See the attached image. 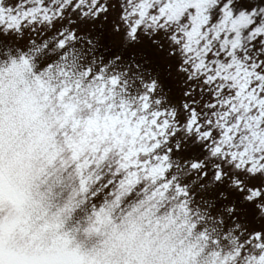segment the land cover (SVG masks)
<instances>
[{"label": "snow or ice", "instance_id": "1", "mask_svg": "<svg viewBox=\"0 0 264 264\" xmlns=\"http://www.w3.org/2000/svg\"><path fill=\"white\" fill-rule=\"evenodd\" d=\"M5 125L0 264H264V0H0Z\"/></svg>", "mask_w": 264, "mask_h": 264}, {"label": "clouds", "instance_id": "2", "mask_svg": "<svg viewBox=\"0 0 264 264\" xmlns=\"http://www.w3.org/2000/svg\"><path fill=\"white\" fill-rule=\"evenodd\" d=\"M29 117L35 119L36 114H26V121ZM33 132L34 138L33 134L29 133L24 142L18 138L16 128L9 129L5 125L3 135L0 136V208L8 210L0 224H3L6 231L25 222L31 207L28 195L31 158L34 148L44 137V132L35 125Z\"/></svg>", "mask_w": 264, "mask_h": 264}]
</instances>
